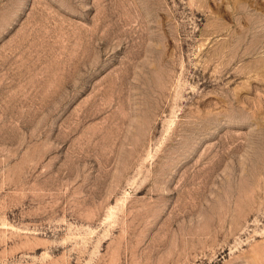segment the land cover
Here are the masks:
<instances>
[{"label": "rangeland", "instance_id": "obj_1", "mask_svg": "<svg viewBox=\"0 0 264 264\" xmlns=\"http://www.w3.org/2000/svg\"><path fill=\"white\" fill-rule=\"evenodd\" d=\"M0 264H264V0H0Z\"/></svg>", "mask_w": 264, "mask_h": 264}]
</instances>
